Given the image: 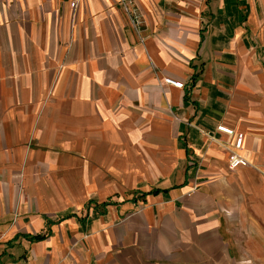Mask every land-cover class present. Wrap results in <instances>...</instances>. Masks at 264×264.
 Masks as SVG:
<instances>
[{
	"label": "crops",
	"instance_id": "obj_1",
	"mask_svg": "<svg viewBox=\"0 0 264 264\" xmlns=\"http://www.w3.org/2000/svg\"><path fill=\"white\" fill-rule=\"evenodd\" d=\"M70 1L0 0V264H264V0Z\"/></svg>",
	"mask_w": 264,
	"mask_h": 264
},
{
	"label": "built area",
	"instance_id": "obj_2",
	"mask_svg": "<svg viewBox=\"0 0 264 264\" xmlns=\"http://www.w3.org/2000/svg\"><path fill=\"white\" fill-rule=\"evenodd\" d=\"M78 2H79V0H71L69 5L71 8L74 9ZM120 4H121V7L123 8V11L129 16V22H130L131 26L134 29H136L138 26V21H137L138 18L134 14L133 10L132 9L130 10V5H131L130 0H122L120 2ZM161 83L163 85L171 86V87L177 88V89L182 88V85H183L181 82L174 81L171 78H167V77L162 78ZM216 131L220 132L222 134H225L227 136H232V131L229 130L228 128L223 127V126H217ZM240 143H241V136H239V135L234 136L232 147L234 149H238L240 147ZM227 163H228L229 169H233L238 165H244L245 161L242 158H240L239 156H237L233 151H229L228 157H227ZM194 189H195V187H192V190H194Z\"/></svg>",
	"mask_w": 264,
	"mask_h": 264
}]
</instances>
